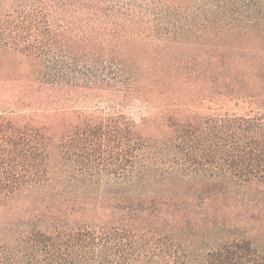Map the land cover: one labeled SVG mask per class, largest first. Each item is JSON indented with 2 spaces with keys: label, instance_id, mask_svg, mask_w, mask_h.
Here are the masks:
<instances>
[{
  "label": "trees",
  "instance_id": "1",
  "mask_svg": "<svg viewBox=\"0 0 264 264\" xmlns=\"http://www.w3.org/2000/svg\"><path fill=\"white\" fill-rule=\"evenodd\" d=\"M214 27L264 28V0H0V204L55 193L35 215L58 226L45 264H187L174 242L213 218L209 197L264 186L263 102L246 114L184 103L142 125L119 110L156 95L138 49L189 48ZM33 107L74 120L53 136L19 113ZM246 248L232 240L203 264H245Z\"/></svg>",
  "mask_w": 264,
  "mask_h": 264
},
{
  "label": "rangeland",
  "instance_id": "2",
  "mask_svg": "<svg viewBox=\"0 0 264 264\" xmlns=\"http://www.w3.org/2000/svg\"><path fill=\"white\" fill-rule=\"evenodd\" d=\"M215 27L189 48L165 47L161 52L146 47L137 50L144 74L159 76L160 90L156 88L155 98L148 106L140 108L134 103L119 107L128 120L142 125L143 118L156 116L164 109L182 107L184 103L204 113L212 108L236 114L253 110L255 102L264 103V28L221 31ZM173 94L185 98H174ZM8 107H11L9 102ZM82 108V105L76 107L79 111ZM34 109L22 108L19 113L27 121L32 118L33 124L49 129L53 136L61 134L63 127L74 120L71 114L53 116L54 112L41 110V114L32 116ZM145 134L154 138L160 135V129H146ZM232 191L209 197L211 210L206 215L213 218L201 229L190 230L175 240L174 250L187 264H203L211 251L232 240L248 244L239 254L243 263L264 264V186ZM55 198V193L48 195L46 189L31 188L0 204V264H45L55 256L53 253L59 247L58 226L49 218L35 223L36 213L44 212L46 207L39 201ZM198 201L203 202L194 199L192 203ZM51 207V212L58 211L57 204ZM32 230L44 231L47 238L34 240L29 235Z\"/></svg>",
  "mask_w": 264,
  "mask_h": 264
}]
</instances>
